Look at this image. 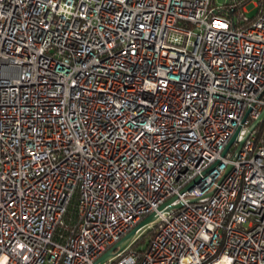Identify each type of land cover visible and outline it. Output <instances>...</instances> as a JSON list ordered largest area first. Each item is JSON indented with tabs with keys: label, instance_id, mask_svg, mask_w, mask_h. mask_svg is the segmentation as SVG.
I'll return each mask as SVG.
<instances>
[{
	"label": "built area",
	"instance_id": "2783aa9c",
	"mask_svg": "<svg viewBox=\"0 0 264 264\" xmlns=\"http://www.w3.org/2000/svg\"><path fill=\"white\" fill-rule=\"evenodd\" d=\"M221 12L0 0V264H97L149 214L103 264H264V4Z\"/></svg>",
	"mask_w": 264,
	"mask_h": 264
},
{
	"label": "trees",
	"instance_id": "16d2710c",
	"mask_svg": "<svg viewBox=\"0 0 264 264\" xmlns=\"http://www.w3.org/2000/svg\"><path fill=\"white\" fill-rule=\"evenodd\" d=\"M251 0H230L227 3L222 5V14L227 15L228 17H234L237 20V26H239L241 21V16L243 13V8L249 3ZM257 6L254 14L249 15L250 19H253L257 14L259 8L264 4V0H256ZM264 133V121L260 123L256 129L255 134L257 135V139L260 141L263 138ZM80 222V217L78 213V198L77 194H75L67 205V209L65 214L61 219V223L57 226L55 231L54 239H57L59 234H69L70 231H75L76 226ZM153 234L152 229H148L146 233L140 235L138 239H136L132 243L133 249H135L137 256L141 257L148 242L150 241Z\"/></svg>",
	"mask_w": 264,
	"mask_h": 264
},
{
	"label": "water",
	"instance_id": "95a60500",
	"mask_svg": "<svg viewBox=\"0 0 264 264\" xmlns=\"http://www.w3.org/2000/svg\"><path fill=\"white\" fill-rule=\"evenodd\" d=\"M262 114L264 115V109L262 111ZM259 124V122H254L247 130V133L245 135V137H247V135L253 131L255 129V127ZM237 132L232 136V138L229 141V144L227 145L226 149L229 147V145L235 141ZM243 144V141L239 142V146H241ZM225 149V151H226ZM224 151V152H225ZM196 199L192 200V202H195ZM177 207H180V205H178ZM153 221V214H149L147 217H145L143 220H141L139 223H137L136 226H134L121 240H119L118 242H116L110 249H108L104 254H102L97 260L96 263L97 264H103L107 261V259L111 256V252L113 250H115L116 248L118 249H122L124 248L129 241L132 239V237L134 236V234L141 228H143L144 226H146L147 224H149L150 222Z\"/></svg>",
	"mask_w": 264,
	"mask_h": 264
},
{
	"label": "rangeland",
	"instance_id": "374dc122",
	"mask_svg": "<svg viewBox=\"0 0 264 264\" xmlns=\"http://www.w3.org/2000/svg\"><path fill=\"white\" fill-rule=\"evenodd\" d=\"M229 1L230 0H212V5L214 7H219V6H222L224 3H227ZM245 10H246L247 15L254 14V12L256 10V0H251L249 3H247V5L245 6ZM147 230L148 229L145 227L140 229V231H139L140 235H143L144 233H146Z\"/></svg>",
	"mask_w": 264,
	"mask_h": 264
},
{
	"label": "crops",
	"instance_id": "0c3cea01",
	"mask_svg": "<svg viewBox=\"0 0 264 264\" xmlns=\"http://www.w3.org/2000/svg\"><path fill=\"white\" fill-rule=\"evenodd\" d=\"M245 10V7L243 8ZM246 11V10H245Z\"/></svg>",
	"mask_w": 264,
	"mask_h": 264
}]
</instances>
